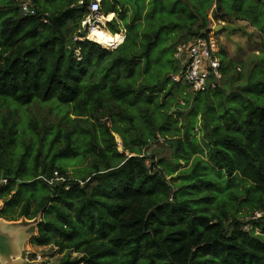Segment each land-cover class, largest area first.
Masks as SVG:
<instances>
[{"label": "trees", "instance_id": "obj_1", "mask_svg": "<svg viewBox=\"0 0 264 264\" xmlns=\"http://www.w3.org/2000/svg\"><path fill=\"white\" fill-rule=\"evenodd\" d=\"M19 1L0 0V180H4L0 200L7 201L0 219L39 223L32 244L55 245L62 252L80 255L72 260L67 255L65 264H264V215L253 219L264 214V107L249 103L240 123L234 120L227 128L214 125L205 133L201 129L195 138L200 146L195 150L188 148L192 137L185 134L169 140L170 114L161 101L169 97L186 108L201 93L190 99L188 87L174 84L170 77L162 90L140 81L149 69L152 51V44L140 50L147 39L146 12L140 0L100 2L101 15L113 11L124 21L126 38L113 51L87 39L75 41L88 36L81 26L94 0H26L35 9L33 16L22 14ZM254 3L257 9L262 0ZM216 4L217 21L229 26L239 20L227 19L222 0ZM128 6H137L138 11L130 14ZM206 24L204 17L188 30L192 34L198 27L201 31L193 35L203 37ZM108 25L113 35L120 34L116 20ZM258 31L264 40V26ZM131 39L136 42L129 45ZM221 55L226 76L234 63L225 65L226 54ZM255 87L264 94L263 80L243 91L249 96ZM36 101H55L82 119H94L98 109H107L111 119L105 123L107 128L121 131L126 122L130 136L122 141L112 131L104 144L92 124L91 171L86 177L69 178L67 169L57 165V156L41 162L39 154L35 155L38 137L33 136L31 143L25 140L26 134L32 136L28 131L33 122L27 119L22 135L18 132L21 122L12 109ZM111 101L116 104L110 108ZM137 107L141 116L145 107L144 126H137L138 117L128 114ZM113 108H117L115 114ZM78 126L80 135L84 127ZM75 133H63L67 144L60 153H69ZM117 136L123 151H119ZM58 137L59 133L52 145ZM161 138L172 151L170 160L162 158L148 165L150 157L143 150ZM174 162L180 168L173 170ZM204 164L207 173L201 171ZM212 173L224 176L229 188L211 178ZM243 210H247L245 215Z\"/></svg>", "mask_w": 264, "mask_h": 264}, {"label": "rangeland", "instance_id": "obj_2", "mask_svg": "<svg viewBox=\"0 0 264 264\" xmlns=\"http://www.w3.org/2000/svg\"><path fill=\"white\" fill-rule=\"evenodd\" d=\"M131 1L135 3L139 0ZM149 1L150 3L148 4ZM149 1L147 3H145V0L139 1L141 2V8L148 4V12L143 18L144 32L147 39L143 40L140 50H147L148 45L152 44L149 69L145 75L143 74L140 81H145L146 85L156 86L157 90H162L163 84L173 73H175L178 67V63L174 59L175 48L180 43L193 39L194 32L197 33L198 31H201L196 27L193 29L192 34H190L188 27L196 23H201L204 17H207V24L202 29L210 28L213 25L222 27L227 25L220 24L221 22L217 21L215 18L218 9L216 8V0ZM222 1L225 5L227 19L233 20L238 18L239 20L234 22L233 25H229L236 28L235 30L229 31L224 28L223 30L218 31L215 35L222 50L221 54L223 52L226 54L225 65L227 64L228 66L230 61L234 63V68H232L231 72L224 76L220 82V91L217 94H212L211 92L213 91L210 90L207 91L208 93L198 94L195 97L194 103L187 102L186 108L181 107L184 105L182 102L180 103L181 106H179L177 101H171L172 99L169 100V97L166 98L165 101H161L169 110L170 115H168V120L172 125L171 129L166 133L168 137L167 139L176 140L178 135L185 134L186 137H192V141L188 145V148H192L193 150L200 146L195 138H198V132L201 129V133H205L211 131V128L214 125H222L224 128H227L228 124L234 120L240 123L241 120L246 117L250 105L249 103L255 107H264V94L258 89V87H255L253 90L254 92L249 96L248 92L243 91L247 89V86L250 87L252 84H255L260 80L264 81V40L262 34L258 31L264 26V0H262V5L258 6L257 9L255 8L254 0ZM24 3L30 2L26 0L19 1L20 5ZM208 8H212L211 11L207 12L206 10ZM133 10L138 11V7L134 6ZM203 10L206 11V16H203ZM191 13L195 16L193 15L194 17H192L190 15ZM100 19L104 22L101 23ZM105 19L106 17L100 15V18L97 20L100 26L97 27L113 35L112 32H110V25H108L110 20L106 21ZM81 30H84L83 26H81ZM131 34L136 35L134 31ZM75 36L76 34L74 37ZM134 42L136 41L131 39L128 44L130 45ZM78 54L79 53L77 52V55ZM220 57L223 59L222 55H220ZM144 64H146V61ZM136 74L138 75L139 72L137 71ZM187 94H189L191 99L193 95L190 90H188ZM235 94L236 96H234ZM232 95L234 97L229 101V98ZM177 96L179 95L177 94ZM141 97V100L144 101L145 95H142ZM160 98L161 96L157 100L158 102H160ZM54 102L55 101L38 103L36 101L29 107L18 108L16 110L12 109V112L15 114L14 118L21 122L18 127L20 128L18 131L20 135H22L23 132L21 129L23 123L25 124L27 119L30 122H33V126L30 128L31 130L28 131L32 136L26 134L24 138L25 140H30L28 143L33 141V136L39 138L34 140L37 145L35 146L34 151L35 155L37 153L39 154L40 161L42 162L45 160L46 162H51L53 158L57 156V165L67 169L66 175L69 178L72 177L78 179L84 176L86 177L91 171L90 168H92L93 163V158L90 156L93 152L91 141L94 137L92 124L94 125V128H97L98 139L102 140L104 144H106L107 140L111 138L110 134H113L112 131L118 133L122 141H125V139L130 136V125L126 122H123L124 128L121 131L111 126H109L111 130L107 128L108 125L105 124L106 121L108 119L111 121L110 118H107V109H98L97 112H95L94 119H92V117L90 118V116L82 119V117L73 115L74 110H68L65 105H60L61 107H58V103ZM115 104L114 101H111L110 108L111 106L114 107ZM141 106H144V104ZM139 107L132 112H128V114H131L132 116L136 115L138 117L137 126H141L142 124L144 126L147 120L145 107L141 112L142 116L139 113ZM189 107L193 109V112H190V109L187 110ZM113 110L115 114L117 108H113ZM179 111L183 114H177ZM198 114H200L199 120L197 117ZM189 116L191 118H189ZM202 116H204V118H201ZM76 119L82 120H79L78 122ZM98 123H100L101 126L98 127ZM78 125L84 127L80 135L77 134L80 132L78 131L79 129H76L79 127ZM107 130L110 131L109 134L107 133ZM70 131L76 132L74 136L70 137L72 148L68 154H62L60 152H62L67 144V139L63 133H70ZM57 133H59V137L52 145V141L57 136ZM121 139L118 136L115 137L119 151H123ZM95 141H97V138ZM164 143V140L161 138L156 144L143 150V153H146L150 157L149 162H147L148 165L151 164V161L158 162L162 158L170 160L172 151L166 149V144ZM195 162H199V159L196 158ZM172 166L174 170L180 168L181 164L174 162ZM201 171L203 173L208 172V168L205 164L202 166ZM55 173L58 172H54V176H56ZM211 175V178H217L221 184H223L222 186L224 189L229 188L227 179L224 176H219L216 173H212ZM39 179L44 180L42 177H39ZM3 183L4 180H0V189L3 186ZM26 197L28 196L26 195ZM32 203L35 206L36 199H33ZM4 206L2 200H0V211H2ZM16 212H19L18 208L16 209ZM246 212L247 210H243V215H245ZM41 216L42 214L39 215V222L42 221ZM7 222L10 224L26 225L27 222L29 223L32 221L21 218L16 222ZM38 232L39 223H36L31 230H28L27 237L22 247L23 254L20 259L21 264H65L64 259L67 255L71 256L70 260L80 258L79 254L73 252L70 254L68 251L62 252L60 248L55 245L41 247L32 244V240L37 237Z\"/></svg>", "mask_w": 264, "mask_h": 264}, {"label": "built area", "instance_id": "obj_3", "mask_svg": "<svg viewBox=\"0 0 264 264\" xmlns=\"http://www.w3.org/2000/svg\"><path fill=\"white\" fill-rule=\"evenodd\" d=\"M21 10L24 16L35 15V9L30 3L22 4ZM88 10L90 14L82 23L84 31L88 32V36L85 38L76 37L75 41L89 40V34L97 26H100L97 21L101 15L100 1H92ZM220 24L227 25L225 22ZM217 28L218 25H213L204 30L203 37L196 36L189 41L180 43L175 48L174 59L177 61L178 67L170 77L174 84L186 85L192 94L214 91L219 88L224 75L222 58L220 57L222 50L215 37ZM55 175L58 176V173ZM263 215V213H258L253 219L262 218Z\"/></svg>", "mask_w": 264, "mask_h": 264}, {"label": "water", "instance_id": "obj_4", "mask_svg": "<svg viewBox=\"0 0 264 264\" xmlns=\"http://www.w3.org/2000/svg\"><path fill=\"white\" fill-rule=\"evenodd\" d=\"M224 28L229 31L236 29L230 26H218L216 31H221ZM2 202L3 204L7 203V201ZM35 225L36 223L34 222H27L26 225L10 224L0 219V264H21L23 243L27 237L28 230H31Z\"/></svg>", "mask_w": 264, "mask_h": 264}, {"label": "bare ground", "instance_id": "obj_5", "mask_svg": "<svg viewBox=\"0 0 264 264\" xmlns=\"http://www.w3.org/2000/svg\"><path fill=\"white\" fill-rule=\"evenodd\" d=\"M112 18H114V15L108 16L105 20H111ZM100 22L102 23L104 21L100 19ZM89 39L95 41L96 43H99L107 49H112V51L123 42V38L121 35H111L107 31H104L103 29L98 27L90 33Z\"/></svg>", "mask_w": 264, "mask_h": 264}, {"label": "crops", "instance_id": "obj_6", "mask_svg": "<svg viewBox=\"0 0 264 264\" xmlns=\"http://www.w3.org/2000/svg\"><path fill=\"white\" fill-rule=\"evenodd\" d=\"M100 2L102 1V0H99ZM106 1H109V0H105V2ZM149 0H145V3H147ZM110 2H113V0H110ZM150 3V1L148 2V4ZM148 4L147 5H145V6H143V8L142 9H144L145 11H144V13L143 14H145V12H146V14H147V12H148ZM130 11V14H132V12L134 11L133 10V8L131 7V6H128L127 7ZM209 11H211V10H209ZM134 13V12H133ZM110 15H114V18H112L109 22H108V24L110 23V22H112L113 20H116V22H117V25H118V28H119V32H120V34H117V35H121L122 36V38H123V42H124V40H125V38H126V29H125V25H124V21H122L118 16H117V14L116 13H113V11H111L108 15H106V16H104V15H102V16H104V17H108V16H110ZM110 32H111V30H110ZM191 40V39H190ZM122 42V43H123ZM121 45V44H120Z\"/></svg>", "mask_w": 264, "mask_h": 264}, {"label": "clouds", "instance_id": "obj_7", "mask_svg": "<svg viewBox=\"0 0 264 264\" xmlns=\"http://www.w3.org/2000/svg\"><path fill=\"white\" fill-rule=\"evenodd\" d=\"M102 16V15H101ZM86 19V18H85ZM231 27V26H230ZM90 35V34H89ZM90 41H92V40H90ZM94 42V41H93ZM177 70V69H176Z\"/></svg>", "mask_w": 264, "mask_h": 264}]
</instances>
